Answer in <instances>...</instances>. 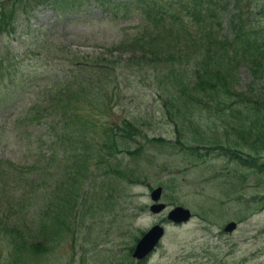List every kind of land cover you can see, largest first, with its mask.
Returning <instances> with one entry per match:
<instances>
[{"label":"rangeland","instance_id":"rangeland-1","mask_svg":"<svg viewBox=\"0 0 264 264\" xmlns=\"http://www.w3.org/2000/svg\"><path fill=\"white\" fill-rule=\"evenodd\" d=\"M261 4L262 1L255 0L250 3V10L257 11ZM102 7L100 0H85L83 5H74L57 14L49 3H43L26 17L29 26L23 38H14L9 47L11 52L4 59L9 68L14 67L17 80L9 83L5 75L0 77V157L16 162L39 155L45 157L44 153L49 150L44 141L47 140L46 123L27 130L30 141L40 144L37 148L40 151L30 150L33 156H26L25 134L16 121L24 110L30 109L29 102L38 86L69 73L79 74V79L93 83L91 89L81 93V101L84 112L100 113L95 116L97 125L104 121L115 123L131 113L143 121L141 134L146 135L138 137L137 144L133 145L140 146V152L134 160L129 161L125 154V159L118 162L124 163L122 168L130 166V172H122L124 179L114 174L110 184L104 182L103 191L113 192V198L104 193L91 202L92 198L81 190V197L74 199L71 211L60 217L68 227L61 226L57 241L49 245V251L38 254L23 250L15 261L10 256V261L5 263L8 243L0 241V264H138L130 254L137 239L153 224L167 222L166 211L158 215L149 210V192L158 184L164 187L162 201L167 210L182 204L192 210L193 217L178 225L167 222L160 243L140 264H264V169L252 171L216 150L207 152L209 142L224 141V126L213 110L210 114L205 108H196L199 114L196 119L202 118L201 124L191 125L187 132L191 138L204 136L206 143L201 145L205 146L201 157H194L191 151L182 152L184 156L167 142L154 145L153 136H164L172 143L174 140L172 126L162 119L156 105V90L151 86L155 79L154 67L138 70L134 66L132 80L127 81L120 68L107 69L101 65L116 66L130 61L129 53L113 50L110 55L107 49L133 37L142 28L140 18L136 11L124 10L109 16ZM47 38L50 46H37V41ZM93 60L100 65L85 66L95 63ZM76 68H80L79 73ZM239 72L234 88L259 95L262 100L264 73L253 87L249 71L242 67ZM20 78L24 82L17 85ZM187 122L190 121L187 119ZM182 141L186 145L194 143ZM62 162H65L63 157L53 174L54 171L60 174ZM95 169L89 171L93 170L97 183L103 182L102 174ZM40 183L30 181L33 195ZM42 185L49 190V182ZM111 185L115 191L109 188ZM16 189H10L11 195L16 192L13 198L5 199L13 206L25 202L23 212L27 217L39 218L42 200L18 198L21 193L19 187ZM69 190L74 192L73 188ZM32 194L28 191V196ZM80 210H85L81 219ZM229 220L237 221L238 225L227 233L222 229Z\"/></svg>","mask_w":264,"mask_h":264},{"label":"trees","instance_id":"trees-1","mask_svg":"<svg viewBox=\"0 0 264 264\" xmlns=\"http://www.w3.org/2000/svg\"><path fill=\"white\" fill-rule=\"evenodd\" d=\"M45 1L57 12H62L67 7L80 5L83 0H0V35L4 42V46L0 45V77L5 75L8 81H15L11 79L15 76L14 67L9 68L4 63L11 52L7 40L17 32L19 17ZM254 1L100 0L111 13L136 11L140 18L142 28L108 51L112 55L113 50L120 54L130 50V61L119 62L116 66L101 65L107 69L120 68L127 81L132 80L134 66L138 70L154 67L155 79L151 86L156 90V105L162 119L170 123L174 132L173 143L164 136H154L151 139L154 145L167 142L181 153L191 151L194 157H201V149L205 147L201 145L206 143L204 136L191 138L187 132L191 125L201 124L202 118L196 119L199 116L196 108H205L210 114L213 110L224 126V141L209 142L207 152L216 150L252 171L264 169V97L261 100L259 95L234 88L240 68L249 71L253 87L264 73V0H257L262 4L255 12L249 7ZM36 44L43 48L49 45L48 38ZM93 62L85 66L100 65ZM98 68L103 71V67ZM78 70L80 68L76 70L79 73ZM19 82L23 84L24 81L20 78L17 85ZM92 85L91 81L79 79V74L56 76L49 85L42 86L41 94L32 104L34 111L17 118V125L25 134L26 156H33L30 150L38 151L40 146L30 141L28 126L46 121L47 140L44 141L50 154L23 163L0 158V241L8 243L5 263L10 261V256L15 261L23 250L38 254L49 251V245L57 241L61 226L68 227L60 217L71 211L74 199L81 197L87 184L91 202L103 197L104 193L111 198L113 192L102 189L104 182L110 184L114 174L124 179L122 172H130V166L122 168L124 163L118 162L125 159V154L129 161L134 160L140 152V146L133 148L130 144L142 135L144 124L133 113L115 123L104 121L97 125L100 113L83 111L81 93ZM46 115L52 116L50 122L44 117ZM182 139L194 143L186 145ZM61 157L65 162L59 167L60 174L56 171L53 174ZM94 168L102 174L103 182H96L93 170L89 171ZM30 181H41L34 195ZM42 182L50 183L49 190ZM17 187L21 193L18 198L42 200L39 218L27 217L23 212L25 202L13 206L5 199L13 198L16 192L11 195L9 189L15 191ZM69 187L74 189L73 193ZM109 188L115 191L112 185ZM28 191L33 196H28ZM84 211L80 210V219Z\"/></svg>","mask_w":264,"mask_h":264},{"label":"water","instance_id":"water-1","mask_svg":"<svg viewBox=\"0 0 264 264\" xmlns=\"http://www.w3.org/2000/svg\"><path fill=\"white\" fill-rule=\"evenodd\" d=\"M160 193V188L156 189L152 193L153 198H157ZM163 205L159 204L152 209H160ZM169 218L174 219L175 221L184 220L189 216V211L187 209H183L182 207H176L175 209L171 210L168 214ZM235 227V222H229L224 229L231 230ZM162 233V228L158 225L152 227L149 232H147L142 239H140L135 247L133 255L140 258L144 256L155 244L158 236Z\"/></svg>","mask_w":264,"mask_h":264}]
</instances>
